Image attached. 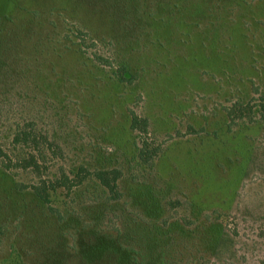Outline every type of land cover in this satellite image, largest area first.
<instances>
[{"label": "rangeland", "instance_id": "1", "mask_svg": "<svg viewBox=\"0 0 264 264\" xmlns=\"http://www.w3.org/2000/svg\"><path fill=\"white\" fill-rule=\"evenodd\" d=\"M0 134L121 172L50 207L0 169V264H264V0H0ZM149 120L162 148L138 158Z\"/></svg>", "mask_w": 264, "mask_h": 264}, {"label": "trees", "instance_id": "2", "mask_svg": "<svg viewBox=\"0 0 264 264\" xmlns=\"http://www.w3.org/2000/svg\"><path fill=\"white\" fill-rule=\"evenodd\" d=\"M8 21L0 18V34L8 31ZM0 50V60L2 57ZM10 132L0 134V169L7 173L29 174L34 177L31 184L20 183L21 190L30 189L51 210L52 195L59 190L72 193L88 180L95 179L104 187L112 200H119V180L122 174L119 170L91 171L81 167L77 172H67L63 167L54 171L62 156V148L51 140L49 135L40 130L33 120L11 124ZM149 120L141 118L136 113L131 114L130 128L138 132L144 139L138 149V158L152 166L162 152V148L148 139Z\"/></svg>", "mask_w": 264, "mask_h": 264}]
</instances>
